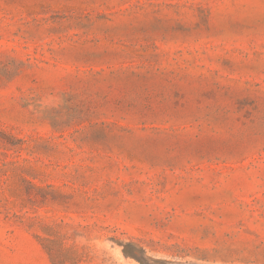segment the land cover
<instances>
[{
	"label": "rangeland",
	"instance_id": "rangeland-1",
	"mask_svg": "<svg viewBox=\"0 0 264 264\" xmlns=\"http://www.w3.org/2000/svg\"><path fill=\"white\" fill-rule=\"evenodd\" d=\"M0 264H264V0H0Z\"/></svg>",
	"mask_w": 264,
	"mask_h": 264
}]
</instances>
